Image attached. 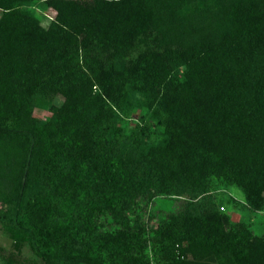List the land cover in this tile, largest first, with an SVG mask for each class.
Masks as SVG:
<instances>
[{
	"label": "trees",
	"instance_id": "obj_1",
	"mask_svg": "<svg viewBox=\"0 0 264 264\" xmlns=\"http://www.w3.org/2000/svg\"><path fill=\"white\" fill-rule=\"evenodd\" d=\"M30 1L0 0V122L13 117L0 138L20 125L28 137L19 182L0 193V225L43 262L207 264L202 256L214 254L264 264L259 240L244 223L228 232L211 194L237 186L247 206L264 210V0H223V14L197 27L173 16L174 5L197 0H84L70 21L61 13L55 23L77 27L75 53L20 10ZM139 42L149 48L135 62ZM172 52L187 73L196 58L202 73L190 72L186 100L167 98L166 147L146 150L120 120L123 100L111 81L157 77L151 61ZM164 197L176 199L159 212ZM111 233L120 239L105 249Z\"/></svg>",
	"mask_w": 264,
	"mask_h": 264
},
{
	"label": "rangeland",
	"instance_id": "obj_2",
	"mask_svg": "<svg viewBox=\"0 0 264 264\" xmlns=\"http://www.w3.org/2000/svg\"><path fill=\"white\" fill-rule=\"evenodd\" d=\"M51 0H32L28 5L20 7L22 12L32 14L39 25L44 29L54 34V31L59 32V36L65 44L68 45L70 53H75L78 46H80V35H76L75 25H69L65 28L64 25H57V18L61 13L66 15L67 20H71V14L82 9L80 3L84 0H59L58 7L55 8L50 3ZM72 1V6L70 2ZM14 5L18 6V2ZM225 1L223 0H197L185 5H174L173 16L177 20L188 19L196 27L201 23L207 26L210 24V15L213 13L218 19L224 10ZM223 11V12H222ZM215 12V13H214ZM205 17V18H204ZM4 10L0 8V33L2 27L6 24L4 19ZM68 21V22H69ZM218 22V21H217ZM222 22L221 20L219 21ZM13 21L8 23V28H14ZM207 29V28H206ZM20 30V29H19ZM18 30V31H19ZM124 29H121L123 31ZM106 31V30H105ZM119 32V33H120ZM76 33V34H75ZM104 36V35H103ZM119 36V35H117ZM105 37V36H104ZM116 37V36H114ZM106 38V37H105ZM111 38V37H109ZM111 40V39H110ZM56 41L53 42L54 45ZM56 44V43H55ZM51 45V46H52ZM148 45L139 42L137 47L134 48L132 58L136 62L143 52H146ZM82 55V52H80ZM157 63L161 74L159 76H151L150 80H144L139 76L125 74L123 78H114L111 81L115 95L123 100L120 120L127 130H135L140 133L145 149L163 146L167 144V134L164 133V125L162 122L165 110L168 108L167 98L170 94L178 95L181 99L186 100L190 96L187 85V78L190 72L198 74L200 71V62L193 60L191 71L187 73L184 66L186 63L182 57L172 52L166 58L158 61H151ZM226 63V62H225ZM87 76H91L88 73ZM100 86L94 85L92 91L94 93L100 92ZM54 103L61 105L63 103L62 96H57ZM162 115H161V114ZM34 115L39 118H48L49 112L46 110H35ZM166 117V116H165ZM13 117L4 118L0 122V126H7L12 123ZM13 134L8 133L0 138V193H8L13 191L18 181L17 172L20 171L23 165L24 143L27 141V135L22 132L23 125L17 126ZM213 192V193H212ZM213 198L224 206L221 210L229 218L226 225V230L232 231L234 223H244L251 233L253 239L259 240V248L263 250L261 245L264 241V210L254 211L252 207L247 206L246 198L243 191L237 186L218 187L211 191ZM176 199V197H174ZM173 197H164L158 201L156 209L159 212L166 211L171 208L174 203ZM153 224H158L156 219ZM73 232H71L72 234ZM61 232H54L52 236H61ZM71 237V236H70ZM84 238V236H83ZM119 237L114 234H109L107 241L103 242V248L114 246ZM194 254H188L190 260L193 259ZM260 256L261 261L264 263V254H257ZM9 258V260H8ZM204 260L207 264H233L228 260H220L216 255L209 254L202 256L201 262ZM0 264H85L83 262H43L31 250L29 243L24 237L14 234L0 225Z\"/></svg>",
	"mask_w": 264,
	"mask_h": 264
}]
</instances>
